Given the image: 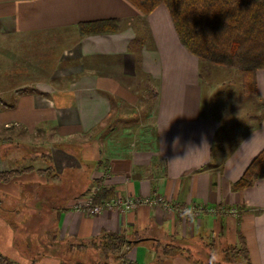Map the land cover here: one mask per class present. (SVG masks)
<instances>
[{
    "label": "crops",
    "instance_id": "obj_1",
    "mask_svg": "<svg viewBox=\"0 0 264 264\" xmlns=\"http://www.w3.org/2000/svg\"><path fill=\"white\" fill-rule=\"evenodd\" d=\"M114 18L122 20L119 31L74 40L66 52L71 64L51 72V80L43 72L14 87L11 52L17 43L30 45L26 36ZM0 42L6 43L0 51V128L21 130L27 146L43 149L25 157L22 149L6 152L0 140V173L52 166L61 176L55 182L24 172L0 184V202L18 201L14 212L6 209L23 216L17 223L26 222L30 200L42 211L46 200L57 203L52 211L60 242L122 234L134 243L115 255L121 264H196L183 254H163L176 244L194 259L220 262V249L237 245L240 231L250 264H264V179L231 189L264 150V69L256 73L257 94L246 97L258 113L227 121L215 95L206 100L216 87L203 83L201 62L179 41L164 4L145 17L128 0H0ZM140 93L147 106L155 103L148 118L138 105ZM237 96L235 105L244 103L245 95ZM98 180L115 189L117 204L88 214L84 204L91 196L76 190L96 188ZM47 183L55 195L43 196ZM29 189L32 197L25 198ZM196 205L218 212L196 214ZM6 212L0 209V253L34 264L19 255Z\"/></svg>",
    "mask_w": 264,
    "mask_h": 264
},
{
    "label": "trees",
    "instance_id": "obj_2",
    "mask_svg": "<svg viewBox=\"0 0 264 264\" xmlns=\"http://www.w3.org/2000/svg\"><path fill=\"white\" fill-rule=\"evenodd\" d=\"M143 16L151 14L159 5L164 4L171 16L175 31L181 44L187 51L196 56L200 62L234 69L241 76L243 93L247 97L257 94L256 73L264 69V0H128ZM82 35L109 34L119 31L122 20L106 19L81 22L77 25ZM30 92L29 89L22 90ZM8 107H13L8 106ZM36 171L40 176L51 181H59L52 166L41 169L27 167L0 173V184H8L15 177L24 172ZM264 179V150H262L247 166L241 177L232 183L233 191H240L253 186ZM96 188L82 190L78 188L79 196L90 195L93 205H103L115 200V189L106 186L101 180L93 181ZM45 234V233H43ZM38 246L49 247L45 239L39 240ZM56 237V238H55ZM57 239V235L54 237ZM237 245L223 250L225 262L233 264L243 261L250 264L246 240L240 231L237 233ZM90 244L74 243L76 249L98 247L106 256L116 255L123 248L129 249L133 241H129L122 234H105L89 240ZM99 241L100 245L96 243ZM16 243V241H15ZM71 244L66 241L64 244ZM35 246V245H34ZM73 246V247H74ZM44 251L37 252V258L42 257ZM164 255L183 254L196 264H207L194 259L189 249L181 245H166ZM0 264H20L0 253ZM83 264V263H78ZM208 264H224L212 262Z\"/></svg>",
    "mask_w": 264,
    "mask_h": 264
},
{
    "label": "rangeland",
    "instance_id": "obj_3",
    "mask_svg": "<svg viewBox=\"0 0 264 264\" xmlns=\"http://www.w3.org/2000/svg\"><path fill=\"white\" fill-rule=\"evenodd\" d=\"M81 35L82 34L80 33L77 27V29L73 28L62 32H51L34 35L31 34L26 36L27 39H30V45H26L25 42V45L17 43L13 47L11 52L14 59V87H22L25 83H28V81L35 80V77L38 76L39 78L40 74H43V72H45L44 77L46 78V80H51L49 78V74H51V72H54V70L59 68H66L68 64H71L67 61L69 54L66 52L71 49V46L74 43L73 41H76V39L79 38ZM15 38H18V36H15ZM31 39H33V41L35 42L33 43ZM36 40H39V42H37ZM139 43L140 42L137 41L133 43V46H136ZM5 46L6 43L0 42V51L4 52ZM2 65L4 69V63H2ZM38 66L45 67V69L41 70L42 68H39L41 72L39 73L38 71H36ZM201 73L204 84H209V86L216 87L215 92L211 90V92L207 91L208 97L206 98V100L210 99V93H212L213 96L215 95V102L219 105L220 109L222 110L221 114L224 115V118H227V121H231L232 119H246L247 113L248 115H250L251 113H258V106H254L253 109L251 105L252 100H250V102L246 100L247 96L244 97V103L235 105L237 96L235 94H239L241 96H237L238 100H240L242 96L245 95L243 94V89L241 91L238 90V88H240L241 76L238 72H236V70L208 64L206 62H201ZM141 86L144 88L143 85ZM143 88L141 90H144ZM231 93H233V95H231ZM145 96V93H143V95L142 93H140L138 105L139 108L142 110L143 115H145V117L147 116L148 118L149 115L147 114L152 113L155 103H151L150 107L147 106V102L143 99L145 98ZM23 137L25 139L22 140ZM27 139L29 140L28 135L22 132L21 130L15 129L12 132H6L5 129L0 128V140L4 142V146L8 148L6 149V152L9 150L16 151L17 149H22L24 150V156L30 157L32 155V152L43 151L42 148L32 149L27 146L25 143V140ZM31 140L33 141V146H39L34 136L31 138ZM44 156L48 160L50 159V155H48V153L44 154ZM81 178L82 177L78 176L79 180ZM49 184L50 185H48L47 183L45 187L46 190L45 193H43V196H49V193L50 195H55L56 190H54V192H51L54 184ZM30 189L31 191L34 190L31 187ZM30 189L28 191H25V193L23 192V196L25 198L32 197L31 194L33 192H30ZM48 201L49 200H46V205L44 206L45 208L42 211L36 210V206L39 205L33 204L32 200H30V202H28L27 204V209L24 208L23 210V212H26L27 210L29 211V213H27L29 215L26 217L27 220L26 222L20 223L17 222L23 218L22 215H20V217H16L17 215L14 217V215H8V213L6 212V209L11 211L10 213L16 210V208L18 207L17 199L14 200L12 198H5L3 202H0V209L4 210L6 212V217L10 218V225L15 232L13 233L14 241H16L17 249L20 252L19 255H22L24 258L30 260L34 264H36L35 262L42 261V259L45 257L56 259L58 260V263L49 262L47 261L49 258H47L39 264H45L46 262H48L46 264H78L79 262L83 264H121V261L118 260L115 255L106 256L98 247L92 248L91 245H88L87 248L76 249L75 246L72 245L73 243L75 245L79 243L84 244L83 241L71 240L68 241L71 244H64L59 241L58 237L57 239H55L56 237L53 238L56 233L55 217L52 210L53 205L57 203L53 204V202L51 203ZM16 218L19 220H16ZM36 233H38L39 235V240H41V238L42 240L45 239V242L47 243V245H49V247L46 246L40 249V247L38 246V241L33 240L37 238ZM86 243L90 244V241ZM96 243L99 244L100 242L96 241ZM185 244L188 245L187 243ZM193 244L196 246V243ZM220 250L221 253H223L224 249ZM38 251H44L45 254H43L42 257L37 258ZM19 259L22 260L21 258ZM15 260L18 261V259ZM27 260H23V262L27 263ZM221 260L224 262V264H228L227 262H225L224 254L221 255ZM212 262L215 263L214 260H211L210 263ZM242 263L244 264V262Z\"/></svg>",
    "mask_w": 264,
    "mask_h": 264
},
{
    "label": "built area",
    "instance_id": "obj_4",
    "mask_svg": "<svg viewBox=\"0 0 264 264\" xmlns=\"http://www.w3.org/2000/svg\"><path fill=\"white\" fill-rule=\"evenodd\" d=\"M117 204V201H110V202H107L103 205H93L92 203V199L90 197H87V199L85 200V204H84V209L86 210V212L88 214H96V213H99L101 212L104 208L106 207H113ZM128 205H133V203H128ZM208 211L212 214H216L218 212L217 209L215 208H209V209H206L204 207H201V206H194L193 209H191V211H193L194 213L196 214H201L203 211Z\"/></svg>",
    "mask_w": 264,
    "mask_h": 264
}]
</instances>
